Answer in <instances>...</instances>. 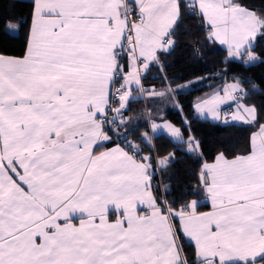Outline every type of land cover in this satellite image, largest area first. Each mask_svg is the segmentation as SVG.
<instances>
[{
    "label": "snow or ice",
    "instance_id": "snow-or-ice-1",
    "mask_svg": "<svg viewBox=\"0 0 264 264\" xmlns=\"http://www.w3.org/2000/svg\"><path fill=\"white\" fill-rule=\"evenodd\" d=\"M30 17L22 54L0 48V264H264V108L246 102L238 77L197 98L196 116L254 130L244 153L221 152L200 168L192 195L210 210H199L200 199L177 208L167 186L164 194L153 186L152 150L163 131L202 155L175 98L188 85L143 86L152 66L166 71L161 54L174 50L187 17L225 46L226 59L264 63L255 51L264 8L244 0H31ZM19 28L5 23L0 40L16 39L8 33ZM144 93L168 97L181 126L153 120L151 131L130 137L135 126L124 112ZM172 162V154L157 161Z\"/></svg>",
    "mask_w": 264,
    "mask_h": 264
},
{
    "label": "trees",
    "instance_id": "trees-1",
    "mask_svg": "<svg viewBox=\"0 0 264 264\" xmlns=\"http://www.w3.org/2000/svg\"><path fill=\"white\" fill-rule=\"evenodd\" d=\"M254 8H264V0H244ZM31 0H0V33L4 31L5 23L19 22V30L8 33L15 37L13 40H0V48L9 55L22 54L20 39L30 23ZM206 29L198 19L187 17L178 28L177 44L170 53L161 54L165 61L166 71L163 73L157 66H152L143 79V86L146 89L155 88L162 91L171 86H177L188 82L187 89H178L176 99L183 105V111L191 120V132L196 140L200 142L202 155L189 154L185 151V144L172 142L164 134H157L154 139L152 150L153 186L161 194H164L167 186V198L177 201V208L183 202H190L193 199H202L192 195L198 187V173L200 166L211 161L215 155L223 152L231 158L242 154L248 147V140L254 130L239 124H220L205 119H199L194 115L192 102L199 95L217 90L227 83H234V77H238L249 96L246 99L248 104H254L257 108H264V63H256L252 66H245L242 62L226 59V52L216 43L206 38ZM200 50V55L196 54ZM255 51L258 55L264 56V40L256 42ZM166 76L163 80L160 77ZM194 82V83H190ZM253 85L256 86L253 89ZM145 94V93H144ZM144 97V98H143ZM146 96L137 97L129 103L128 109L124 112L125 117L133 118L134 131H130V137H135L144 131H150L149 120L151 113L157 121H168L177 127L182 124V117L177 109L173 107L168 97L152 98L154 103L149 105ZM226 110V109H225ZM228 112V109L227 111ZM146 114V118L144 115ZM184 139H188L189 132L183 130ZM116 138L113 137V144ZM109 144L108 146H110ZM148 147L145 146L142 155L147 154ZM172 154L174 162L166 167H161L157 161ZM205 204H200L199 210L205 209ZM186 254H191L192 246L185 242Z\"/></svg>",
    "mask_w": 264,
    "mask_h": 264
},
{
    "label": "crops",
    "instance_id": "crops-1",
    "mask_svg": "<svg viewBox=\"0 0 264 264\" xmlns=\"http://www.w3.org/2000/svg\"><path fill=\"white\" fill-rule=\"evenodd\" d=\"M216 44L218 45V46H220L221 48H223L224 50H225V52H226V57H227V51H226V48H225V46H223V45H220L218 42H216ZM223 87H221V88H219V89H222ZM206 93H204V94H202V95H205ZM221 94H222V92H221ZM202 95H199L197 98H199V97H204V96H202ZM197 98H195L194 100H193V102H192V109H193V105H194V102L197 100ZM229 105V107L231 108V110H232V105H230V103L228 104ZM229 108V109H230ZM229 111V110H228ZM193 112H194V109H193ZM194 115L196 116V114L194 113ZM197 118H199V119H205V120H208V121H211V122H217V121H213L210 117H208V118H201V117H198V116H196ZM162 122H164V121H162ZM217 123H220V124H223L222 122H217ZM150 131H151V129H150ZM158 134H164V135H166V133H164L163 131H161L160 133H158ZM167 136V135H166ZM168 137V136H167ZM187 140V139H186ZM187 145V144H186ZM113 146V144H111L110 146H108V147H112ZM187 147L188 146H185L184 147V149H185V151H186V149H187ZM100 150H103V149H100ZM218 155V154H217ZM217 155H215V157L217 156ZM215 157L211 160V161H209V162H207V163H213L214 161H215ZM203 165V164H202ZM202 165L200 166V168L202 167ZM201 203L202 204H205L206 205V208L205 209H202V210H200V211H208V210H210V208H211V205H210V202H207V200L203 197L202 199H201ZM76 223H78V220L76 221ZM188 243V242H187ZM190 244V243H189ZM191 245V244H190ZM192 246V245H191Z\"/></svg>",
    "mask_w": 264,
    "mask_h": 264
},
{
    "label": "rangeland",
    "instance_id": "rangeland-1",
    "mask_svg": "<svg viewBox=\"0 0 264 264\" xmlns=\"http://www.w3.org/2000/svg\"><path fill=\"white\" fill-rule=\"evenodd\" d=\"M13 31H15V30H9V33H13ZM181 85H188V87H190L188 82L183 83V84H181ZM188 87H187V88H188ZM187 88H184V89H187ZM214 91H215V90H214ZM214 91H210V92H208V93H206L205 95H202V96H206L207 94H211V93H213ZM147 95H148V93H145V94H144V96H146V97H147ZM138 97H141V96H138ZM148 103H149V105H152V103H154V101H153L152 99H148ZM221 107H222V109H226V111H227V109H228V110H229L228 112L231 111V108L229 107L228 104L222 105ZM229 108H230V109H229ZM144 117L146 118V114L144 115ZM146 119H147V118H146ZM153 120H154L156 123H163L162 121H157V120H155L153 114L151 113V118H150V120H149V126H150V124L152 123ZM166 135H167V134H166ZM167 136H168V135H167ZM186 146H188V145H186Z\"/></svg>",
    "mask_w": 264,
    "mask_h": 264
},
{
    "label": "built area",
    "instance_id": "built-area-1",
    "mask_svg": "<svg viewBox=\"0 0 264 264\" xmlns=\"http://www.w3.org/2000/svg\"><path fill=\"white\" fill-rule=\"evenodd\" d=\"M143 98H144V97H143ZM224 112H226V110H225V109H222V118H223V113H224Z\"/></svg>",
    "mask_w": 264,
    "mask_h": 264
}]
</instances>
